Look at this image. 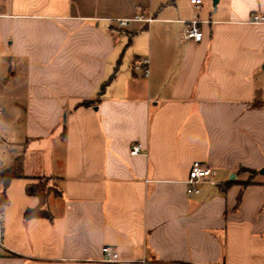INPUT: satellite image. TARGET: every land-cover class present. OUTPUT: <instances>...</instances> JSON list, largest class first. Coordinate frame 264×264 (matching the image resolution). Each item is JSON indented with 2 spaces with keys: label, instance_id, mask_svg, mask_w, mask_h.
Listing matches in <instances>:
<instances>
[{
  "label": "crops",
  "instance_id": "0c3cea01",
  "mask_svg": "<svg viewBox=\"0 0 264 264\" xmlns=\"http://www.w3.org/2000/svg\"><path fill=\"white\" fill-rule=\"evenodd\" d=\"M206 6L0 0V264H264V0ZM195 162L216 185L188 196Z\"/></svg>",
  "mask_w": 264,
  "mask_h": 264
},
{
  "label": "built area",
  "instance_id": "2783aa9c",
  "mask_svg": "<svg viewBox=\"0 0 264 264\" xmlns=\"http://www.w3.org/2000/svg\"><path fill=\"white\" fill-rule=\"evenodd\" d=\"M193 5L198 7L201 6V0H191ZM134 21L139 22H148L151 23L152 19H145L142 16L136 17ZM253 23H262L264 22V16L254 15L251 19ZM129 22L127 20L119 21V25L121 27L128 26ZM184 38L187 40H193L195 42H201L203 38V33L201 31V22L199 20H194L188 22L186 24V28L184 30ZM140 65L147 66L148 61L144 60L139 63ZM147 70H145V74L147 75ZM131 155L137 156L142 153L141 147L139 145H135L131 149ZM213 172L210 168L206 167L200 162H195L192 165V168L189 173L188 180L186 181L187 185V195L193 196L198 195L201 192V187L204 184L216 185L214 182ZM5 212L0 211V250L5 249V240H6V225H5ZM103 255L106 262H117L118 255L114 252V250L110 247L103 248Z\"/></svg>",
  "mask_w": 264,
  "mask_h": 264
},
{
  "label": "trees",
  "instance_id": "16d2710c",
  "mask_svg": "<svg viewBox=\"0 0 264 264\" xmlns=\"http://www.w3.org/2000/svg\"><path fill=\"white\" fill-rule=\"evenodd\" d=\"M84 105H88L87 103ZM23 147V146H21ZM23 158L21 155L13 157L12 164L10 167L2 170L0 172V179L2 181L3 187L6 188L10 181L13 179L23 178ZM50 180V179H49ZM28 193L32 196L37 197L40 200V206L34 210H27L24 214L25 219L33 218H43L47 217L48 213L43 210L47 197L51 194L45 190V186L39 183L28 188Z\"/></svg>",
  "mask_w": 264,
  "mask_h": 264
},
{
  "label": "rangeland",
  "instance_id": "374dc122",
  "mask_svg": "<svg viewBox=\"0 0 264 264\" xmlns=\"http://www.w3.org/2000/svg\"><path fill=\"white\" fill-rule=\"evenodd\" d=\"M189 1L190 0H174V3L177 6H179L181 13L186 14L190 10ZM202 1L204 2L205 5H207L206 6L207 8L200 14V17H201V20H206L209 17V14L214 12L213 2H212V0H201V2ZM259 88H260V90H262V89L264 90V81L259 82ZM16 151H18V150H16ZM11 153H13V151ZM2 155L6 156V159H8L7 154H2ZM11 155L14 156L13 154H11ZM5 165H6V163H5ZM260 173H261V171H260ZM39 183H42L45 186V190L48 193H51V194L57 193L56 185H55V182L53 180H49L47 178H40L37 180L36 184H39Z\"/></svg>",
  "mask_w": 264,
  "mask_h": 264
},
{
  "label": "water",
  "instance_id": "95a60500",
  "mask_svg": "<svg viewBox=\"0 0 264 264\" xmlns=\"http://www.w3.org/2000/svg\"><path fill=\"white\" fill-rule=\"evenodd\" d=\"M212 2H213V7H214V10H216L217 9V6H218V4H219V2H220V0H212ZM263 71H264V66H263Z\"/></svg>",
  "mask_w": 264,
  "mask_h": 264
}]
</instances>
